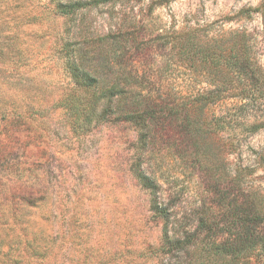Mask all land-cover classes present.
<instances>
[{
    "label": "rangeland",
    "instance_id": "374dc122",
    "mask_svg": "<svg viewBox=\"0 0 264 264\" xmlns=\"http://www.w3.org/2000/svg\"><path fill=\"white\" fill-rule=\"evenodd\" d=\"M56 10L50 0H0V264H160L164 231L196 226L212 202L207 187L178 173L163 194L175 223L158 219L156 194L136 173L138 131L95 118L103 83L78 82L70 63L81 77L105 75V84L137 73L151 91L186 94L192 75L172 59L173 32L244 35L264 68V0H122L70 17ZM127 39L141 50L120 57ZM239 104L230 100L219 111L235 113ZM243 115L224 134L245 137L226 154L228 168H250L243 186L264 196V127L252 128L256 118ZM165 264L189 263L181 257Z\"/></svg>",
    "mask_w": 264,
    "mask_h": 264
},
{
    "label": "trees",
    "instance_id": "16d2710c",
    "mask_svg": "<svg viewBox=\"0 0 264 264\" xmlns=\"http://www.w3.org/2000/svg\"><path fill=\"white\" fill-rule=\"evenodd\" d=\"M50 1L57 5L56 15L70 17L122 0ZM127 29L131 33L136 27L131 22ZM169 44L173 61L179 59L191 72L189 93L170 87L151 91L137 73L132 79L124 74L105 84V75L101 79L87 72L81 77L73 63L69 68L78 82L95 88L103 83V110L95 118L131 124L138 131L136 173L141 185L156 194L153 210L158 219L167 226L175 223L176 216L163 194L164 185L171 190L170 184L179 181L178 173L207 187L203 192L212 202L200 209L196 226L180 227L174 233L164 231L166 244L160 264L181 257L189 264H264V196L243 186L246 176L252 174L250 168H228L226 154L242 146L244 135L235 133L231 139L224 138L245 117L243 114L256 118L252 128L264 127L260 114L264 109V68L244 35L204 39L190 29L173 32ZM120 50V57H124L130 52L136 54L141 47L127 39L121 41ZM81 64L86 66L84 60ZM204 82L206 88L202 87ZM230 100L240 103L234 105L237 112L220 113ZM5 118L2 115L1 119ZM176 187L172 194L180 198L184 191ZM218 200L222 207H217Z\"/></svg>",
    "mask_w": 264,
    "mask_h": 264
}]
</instances>
